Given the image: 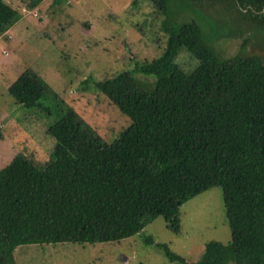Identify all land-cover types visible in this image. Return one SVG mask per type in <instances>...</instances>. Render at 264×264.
Wrapping results in <instances>:
<instances>
[{
  "label": "trees",
  "instance_id": "1",
  "mask_svg": "<svg viewBox=\"0 0 264 264\" xmlns=\"http://www.w3.org/2000/svg\"><path fill=\"white\" fill-rule=\"evenodd\" d=\"M145 1L162 17L161 53L112 78L89 80L129 120L113 141L67 105H46L49 91L30 68L8 85L16 104L38 117L53 115L44 127L55 146L41 167L17 153L0 168V264H15L22 246L119 242L157 217L177 233L180 207L212 187L222 192L228 243L208 242L196 262L148 243L180 264H264V61L243 53L221 58L195 21L208 22L196 13L205 1L224 18L248 16L245 43L264 32V0ZM34 7L0 0V35ZM185 13L193 18L175 20ZM182 51L192 57L189 70L176 62Z\"/></svg>",
  "mask_w": 264,
  "mask_h": 264
},
{
  "label": "rangeland",
  "instance_id": "2",
  "mask_svg": "<svg viewBox=\"0 0 264 264\" xmlns=\"http://www.w3.org/2000/svg\"><path fill=\"white\" fill-rule=\"evenodd\" d=\"M3 1L19 10L35 2L36 8L11 27L14 38L13 33L6 32V37L13 39L0 42V59L5 58L6 64L11 59L13 63L11 68L0 67V118L6 113L0 122L3 125L0 168L17 153L41 167L49 161L55 146V140L44 127L53 121V115H39L42 118L38 119L33 110L16 105L7 91L8 85L25 69L36 72L46 85L49 91L43 98L46 105L55 110L61 102L75 111L103 141L117 138L129 120L89 80L112 78L161 53L165 41L162 17L154 14L152 4L145 0L136 7L133 0ZM203 8L196 13L208 22L195 21L206 32V41L217 55L229 58L243 53L257 55L264 61L263 31L242 42L249 35L248 16L243 21V17L233 12L224 20L207 1ZM178 17L175 20L181 22L191 20L193 15L185 13ZM191 61L192 57L184 51L176 58L185 70H189ZM152 82L153 78L145 82L147 89H152ZM179 220L177 233L167 229L164 218L157 217L139 234L119 242L18 247L13 254L15 264H180L169 261L148 239L155 244H167L170 251L187 262L200 260L208 242L226 244L231 240L219 187L185 202L180 207Z\"/></svg>",
  "mask_w": 264,
  "mask_h": 264
},
{
  "label": "crops",
  "instance_id": "3",
  "mask_svg": "<svg viewBox=\"0 0 264 264\" xmlns=\"http://www.w3.org/2000/svg\"><path fill=\"white\" fill-rule=\"evenodd\" d=\"M7 2H8V0H7ZM35 8H36V6H35ZM35 8H33V9H35ZM18 23V22H17ZM16 23V24H17ZM15 24V25H16ZM18 26V25H17ZM20 26V25H19ZM16 27V26H15ZM14 27V28H15ZM8 33H13V38H14V32L12 31V28H10L9 30H8ZM6 32L3 34V35H0V42H2L3 41V39H5V41L6 40H11V39H13V38H8V37H6ZM6 38H8V39H6ZM6 43V42H5ZM2 53H4V51L2 52ZM4 55H6L5 53H4ZM13 65V63H12V60L10 59V61H9V63H7L6 64V59L5 58H3L2 57V59H0V67L1 68H5L6 69V67H10L11 68V66ZM5 69H4V73H5ZM5 85V89H6V84H4ZM17 105V104H16ZM5 116H6V113L4 114V116L2 117V118H0V122H1V120L3 119V118H5ZM2 126V127H1ZM0 131L3 129V125H0ZM1 140H3V137H2V139ZM0 140V141H1Z\"/></svg>",
  "mask_w": 264,
  "mask_h": 264
},
{
  "label": "built area",
  "instance_id": "4",
  "mask_svg": "<svg viewBox=\"0 0 264 264\" xmlns=\"http://www.w3.org/2000/svg\"><path fill=\"white\" fill-rule=\"evenodd\" d=\"M24 14H30L31 12L27 11L26 9L22 10Z\"/></svg>",
  "mask_w": 264,
  "mask_h": 264
}]
</instances>
